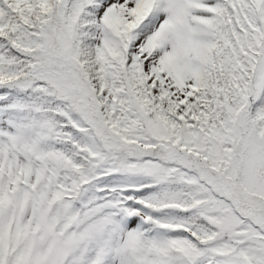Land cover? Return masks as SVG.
<instances>
[{
  "label": "snow or ice",
  "instance_id": "1",
  "mask_svg": "<svg viewBox=\"0 0 264 264\" xmlns=\"http://www.w3.org/2000/svg\"><path fill=\"white\" fill-rule=\"evenodd\" d=\"M0 264H264V0H0Z\"/></svg>",
  "mask_w": 264,
  "mask_h": 264
}]
</instances>
